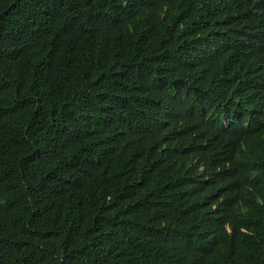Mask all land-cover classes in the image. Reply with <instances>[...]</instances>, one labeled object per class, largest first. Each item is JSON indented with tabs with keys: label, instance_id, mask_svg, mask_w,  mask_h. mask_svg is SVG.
Listing matches in <instances>:
<instances>
[{
	"label": "trees",
	"instance_id": "16d2710c",
	"mask_svg": "<svg viewBox=\"0 0 264 264\" xmlns=\"http://www.w3.org/2000/svg\"><path fill=\"white\" fill-rule=\"evenodd\" d=\"M64 1L0 0V264H264V0Z\"/></svg>",
	"mask_w": 264,
	"mask_h": 264
},
{
	"label": "clouds",
	"instance_id": "9594fccd",
	"mask_svg": "<svg viewBox=\"0 0 264 264\" xmlns=\"http://www.w3.org/2000/svg\"><path fill=\"white\" fill-rule=\"evenodd\" d=\"M88 1L91 0H65L63 4L69 7H73L77 4L79 6L80 3H87ZM184 2L185 0H164V4L165 6H167L170 17L179 25L188 26V21L190 19L186 20L184 13L181 11V6ZM95 10L99 12L100 16H104L112 20L125 15V9L121 10L119 8L105 6L104 4L103 8L99 4H96ZM250 78L253 79L255 82L254 93L251 98V102L257 99L258 97L264 98V76L249 77L248 79ZM254 120L260 124H264V120L258 119L256 112L254 114Z\"/></svg>",
	"mask_w": 264,
	"mask_h": 264
}]
</instances>
